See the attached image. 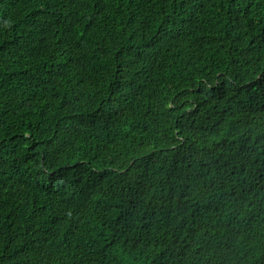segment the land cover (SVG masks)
I'll return each mask as SVG.
<instances>
[{
    "label": "trees",
    "instance_id": "16d2710c",
    "mask_svg": "<svg viewBox=\"0 0 264 264\" xmlns=\"http://www.w3.org/2000/svg\"><path fill=\"white\" fill-rule=\"evenodd\" d=\"M0 264H264V0H0Z\"/></svg>",
    "mask_w": 264,
    "mask_h": 264
}]
</instances>
